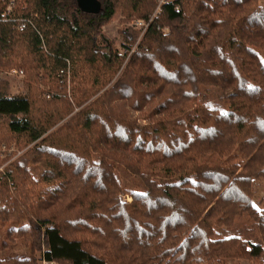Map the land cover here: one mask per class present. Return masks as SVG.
Masks as SVG:
<instances>
[{"label": "trees", "instance_id": "obj_1", "mask_svg": "<svg viewBox=\"0 0 264 264\" xmlns=\"http://www.w3.org/2000/svg\"><path fill=\"white\" fill-rule=\"evenodd\" d=\"M99 1L0 0V264H264V0Z\"/></svg>", "mask_w": 264, "mask_h": 264}, {"label": "rangeland", "instance_id": "obj_2", "mask_svg": "<svg viewBox=\"0 0 264 264\" xmlns=\"http://www.w3.org/2000/svg\"><path fill=\"white\" fill-rule=\"evenodd\" d=\"M119 18H120V15H119V13H117L112 18L111 22H109L108 24H106V25H104L102 27V31L107 37H109L111 39L112 38L115 39L116 47L118 48L119 51H121V45H122L123 41H122L121 34L119 33V29H121V28H130L131 27V23L136 18H132L128 22H119ZM131 28H133V26ZM164 31L167 32L168 28H167V30L164 29ZM14 70H18L19 71V69H15V68L14 69H10V70H2V71H0V80H3L5 82V84H6V86H5L6 92H7V94L9 96L25 94V92H26L24 73H23V76H21L20 74H15ZM45 96L49 97V95H47V92L45 93ZM20 153H21V151L18 152V154H20ZM1 156H3V154ZM259 195H260L261 198H263L262 201L264 202V193H260ZM125 199L127 201H130L129 197H125ZM6 225L9 228L11 226H14L15 223L9 222ZM4 232H5V228L0 230V237L1 238L4 237ZM4 240H6V239L4 238ZM20 240H21V237L16 236V237H14L13 241H11V240L7 241L8 242L7 250L11 254L25 255L27 253L26 248H24L21 245ZM40 264H46V263L41 261ZM54 264H58V263L54 262ZM229 264H253V263L249 262V261H245V260H236L235 262L229 261Z\"/></svg>", "mask_w": 264, "mask_h": 264}, {"label": "built area", "instance_id": "obj_3", "mask_svg": "<svg viewBox=\"0 0 264 264\" xmlns=\"http://www.w3.org/2000/svg\"><path fill=\"white\" fill-rule=\"evenodd\" d=\"M173 0H155V8L154 11L150 17L149 20H143L140 18L135 19L132 23H131V27L133 26V29L135 30H141V35L146 31V29L148 28L149 24L151 23V21L159 14L162 12L164 6H166L167 4L171 3ZM177 8V7H176ZM21 27H24V25L22 24ZM167 30V28H164ZM122 52H125L126 50H121ZM15 74H20L21 76H23V72L22 71H18V70H14ZM46 264H54L53 261H44Z\"/></svg>", "mask_w": 264, "mask_h": 264}, {"label": "water", "instance_id": "obj_4", "mask_svg": "<svg viewBox=\"0 0 264 264\" xmlns=\"http://www.w3.org/2000/svg\"><path fill=\"white\" fill-rule=\"evenodd\" d=\"M78 8L88 14H97L101 10L99 0H76Z\"/></svg>", "mask_w": 264, "mask_h": 264}]
</instances>
